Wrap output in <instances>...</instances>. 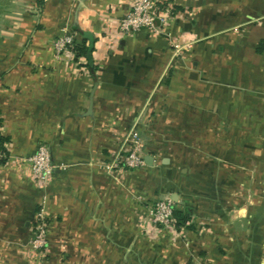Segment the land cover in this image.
<instances>
[{
  "label": "crops",
  "instance_id": "crops-1",
  "mask_svg": "<svg viewBox=\"0 0 264 264\" xmlns=\"http://www.w3.org/2000/svg\"><path fill=\"white\" fill-rule=\"evenodd\" d=\"M38 1L0 0V264H264V0H154L165 33L126 37L133 0ZM130 133L144 167L110 168ZM160 199L191 229L154 225Z\"/></svg>",
  "mask_w": 264,
  "mask_h": 264
},
{
  "label": "built area",
  "instance_id": "built-area-1",
  "mask_svg": "<svg viewBox=\"0 0 264 264\" xmlns=\"http://www.w3.org/2000/svg\"><path fill=\"white\" fill-rule=\"evenodd\" d=\"M170 10H158L154 0H133L130 9L118 22V34L121 37L130 36L139 32H148L155 36L165 33L170 19ZM73 36L63 33L52 42L55 56L61 57L66 51L72 49ZM31 173L36 181L44 183L53 174L55 167L51 161L50 150L45 145H39L33 155L28 159ZM144 167L143 156L140 153V138L136 133L128 135V149L120 155L110 168L140 170ZM173 203L168 199H160L151 204L148 214L154 225L161 228L173 227ZM47 225L43 211L35 214L30 247L33 251L43 255L47 247Z\"/></svg>",
  "mask_w": 264,
  "mask_h": 264
},
{
  "label": "trees",
  "instance_id": "trees-1",
  "mask_svg": "<svg viewBox=\"0 0 264 264\" xmlns=\"http://www.w3.org/2000/svg\"><path fill=\"white\" fill-rule=\"evenodd\" d=\"M92 50H93V47H92L91 41H89L88 44H86V41H82L81 43H76L75 41H73L72 52L75 55V59L83 58L86 61V66L87 67L90 66V68L92 67V59H91ZM5 141L6 139L0 138V156L2 155L4 156L6 154L3 148V143ZM4 162H5V159L0 158V164ZM154 202H152L151 204H153ZM172 217L174 221L173 227L176 230H180L181 228H185L187 230L191 229V226L189 225L190 217H189V214L185 210L173 205Z\"/></svg>",
  "mask_w": 264,
  "mask_h": 264
},
{
  "label": "water",
  "instance_id": "water-1",
  "mask_svg": "<svg viewBox=\"0 0 264 264\" xmlns=\"http://www.w3.org/2000/svg\"><path fill=\"white\" fill-rule=\"evenodd\" d=\"M148 160H150V158L148 157Z\"/></svg>",
  "mask_w": 264,
  "mask_h": 264
}]
</instances>
